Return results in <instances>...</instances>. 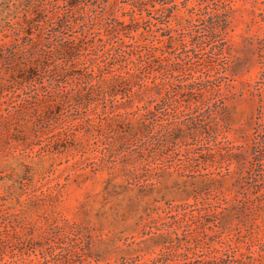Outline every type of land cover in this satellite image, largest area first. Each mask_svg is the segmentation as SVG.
Instances as JSON below:
<instances>
[{"label": "rangeland", "instance_id": "rangeland-1", "mask_svg": "<svg viewBox=\"0 0 264 264\" xmlns=\"http://www.w3.org/2000/svg\"><path fill=\"white\" fill-rule=\"evenodd\" d=\"M147 1L81 0L73 15L87 28L68 34L86 39L61 60L72 75L60 87L50 89L45 78L43 88L35 78L24 89L19 64L32 60L26 52L42 62L39 48L53 41L32 28L30 38L41 45L30 42L26 19L35 6L56 15L42 0H0V264H264V0H222L229 26L216 63L182 46L183 36L193 39L188 23L215 0H175L168 11ZM119 22L129 28L117 35ZM204 66L223 78L226 99L216 116L223 149L215 158L189 153L186 127L166 121L190 112L178 85L186 84L188 67L187 83ZM84 68L100 76L94 87L74 81ZM113 75L126 82L111 108ZM36 88L37 99L24 102ZM164 99L169 115L149 123L155 131L168 125L174 143L159 149L129 114L155 112ZM105 102L114 121L99 117ZM255 133L256 176L243 179ZM231 155V175L211 174ZM196 208L204 210L192 213Z\"/></svg>", "mask_w": 264, "mask_h": 264}, {"label": "trees", "instance_id": "trees-1", "mask_svg": "<svg viewBox=\"0 0 264 264\" xmlns=\"http://www.w3.org/2000/svg\"><path fill=\"white\" fill-rule=\"evenodd\" d=\"M81 0H42V4L45 6H52V13L56 15V19H50L46 10L40 8V6H35L33 11V17L27 18L25 25V33L29 36V41L33 42L35 46H40L41 42L40 39L37 38H30L32 32L28 33V29L37 28V31L40 35L45 34L48 32L49 35L53 34V41H51V37L47 39L45 45L41 46L38 50L40 58L43 57V61L34 60L31 55L32 51L28 50L26 54L29 53V59L32 58L31 61L23 60L21 61L19 72L22 78L21 86L24 89L30 87V84L27 83L31 82L32 79L40 78L41 82L40 85L44 88L43 80L45 78L49 81V88L51 89L52 86L60 87L59 84L63 83V80L68 78L70 75V71L67 68L68 65L63 64L62 62H68L71 54L79 49V45L86 39L79 40H71V36H69V32H71L74 27L79 26L83 28H87V24L84 22L83 19L76 18L73 14L74 8L79 4ZM87 1V0H84ZM98 1V0H97ZM142 7H147L149 2L147 0H137ZM175 0H158L157 3L162 6L161 11H168L167 5H170ZM29 4L31 6L34 5L35 0H29ZM173 8V6H172ZM63 9V13H59V10ZM209 9H211L209 11ZM225 9V6L222 0H215L213 6H206L204 8V13L197 19L196 23L189 22V27L191 28L190 35L193 37L191 42H187L185 40V36L182 39V46L184 49H188L191 47V51L196 54L197 51H204L208 54V58L210 63H216L220 56L224 52V46L226 45V35H227V28L229 26V16L227 13L222 12ZM82 22V23H80ZM119 28H114L117 35L128 30L129 26L125 25L122 22L118 23ZM201 27V28H200ZM129 31H131L129 29ZM27 38V37H26ZM173 37H170L172 40ZM137 44V42L135 43ZM131 47L134 44L130 45ZM137 48H146V45L141 47L139 45H135ZM209 48V49H208ZM207 51V52H206ZM31 52V53H30ZM25 54V53H24ZM25 54V55H26ZM10 58L13 59L16 57V52L14 50L10 51ZM57 57V62L54 63L53 66L49 63V61ZM154 57V55H153ZM217 57V58H216ZM62 60V62H61ZM61 62V64H60ZM191 59L188 58L185 62V65L189 66ZM149 67H152L151 63H148ZM203 65V64H202ZM206 70H199L198 72L201 75L194 80L193 82L187 83L189 80L192 79L191 74V67H188L187 70L184 72L186 84H179L178 87L180 90H183L181 96L187 98V106L186 108L189 109V113L186 115H181L182 117H176L175 121H169L168 124H179L180 126L184 125L186 127V136L192 139L193 143H187L190 149L189 153L193 154L196 151H199L200 157L206 158L211 157L215 158L216 151H221L223 148L218 147L219 145L216 144L218 140V131H219V124L217 121L216 116L221 115L225 111V101L226 99L222 97L220 94V85L223 78L217 77L216 75H212L211 71L212 68H208L204 66ZM78 76H74V81L76 83H80L83 89L87 88L88 85L94 87L93 82L97 79H100V76L96 75L95 71L90 68H84L81 71L76 72ZM205 77V78H204ZM126 82V79L122 75H113L111 79L108 80V87L107 92L111 95V108L115 107L116 101L115 96L119 92ZM26 83V84H25ZM35 86V85H34ZM48 91V90H47ZM34 96L31 94L24 100V102L31 103L32 99H37L39 96L37 88L33 90ZM206 94H209L206 96ZM28 95V93H27ZM170 107V103L162 100L160 103H157L155 106V112L150 111L146 112L145 114L131 113L136 118V120L141 124L142 130L145 131V138L148 142L155 141L159 149H163L168 146L173 140V133L171 131H167V126H162L159 131H155L152 129L153 123H149L151 117H157L160 115H169L168 109ZM108 105L105 102L104 112L99 117L101 120L107 121H114L113 117H110L112 113L107 112ZM118 128L121 127V123H118ZM126 132V131H125ZM205 134V136H203ZM212 143L214 145L212 146ZM248 150L252 151L253 159L248 161V170H247V177L243 179H252L256 176V133L251 140V144L248 147ZM264 155V152H262ZM225 158L224 156H222ZM193 160L197 161V158H193ZM260 161V160H259ZM233 165L232 162V155L229 156L227 167L217 166L216 173L213 172L211 174H217L220 177L229 176L232 174L231 166ZM246 166L242 165L239 169V175H243L244 168ZM263 167L260 164V168ZM214 206L209 207V209L213 208ZM204 209L196 208L191 210V212L198 211L201 213Z\"/></svg>", "mask_w": 264, "mask_h": 264}]
</instances>
